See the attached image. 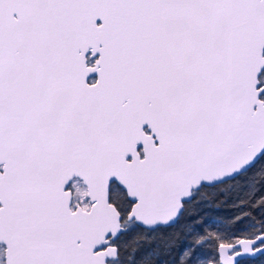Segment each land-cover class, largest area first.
I'll return each instance as SVG.
<instances>
[{
    "label": "snow or ice",
    "instance_id": "snow-or-ice-1",
    "mask_svg": "<svg viewBox=\"0 0 264 264\" xmlns=\"http://www.w3.org/2000/svg\"><path fill=\"white\" fill-rule=\"evenodd\" d=\"M257 261L264 0H0V264Z\"/></svg>",
    "mask_w": 264,
    "mask_h": 264
},
{
    "label": "trees",
    "instance_id": "trees-1",
    "mask_svg": "<svg viewBox=\"0 0 264 264\" xmlns=\"http://www.w3.org/2000/svg\"><path fill=\"white\" fill-rule=\"evenodd\" d=\"M245 192L238 188L234 187L227 195L218 192L215 189L206 190L205 196L208 201L206 204L199 205L193 209L200 217L202 218H230L235 216L238 213V208L234 206V201L237 200V197H243ZM260 195V194H258ZM253 216L259 219V216L255 210L248 209ZM217 224L224 222L222 219H216ZM179 232V238L176 242V247L172 250L171 259L178 261L182 249L186 247L187 238L183 232ZM256 264H264V261H257Z\"/></svg>",
    "mask_w": 264,
    "mask_h": 264
}]
</instances>
